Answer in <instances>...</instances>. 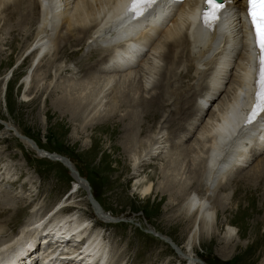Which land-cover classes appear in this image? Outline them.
I'll list each match as a JSON object with an SVG mask.
<instances>
[{
  "label": "bare ground",
  "instance_id": "obj_1",
  "mask_svg": "<svg viewBox=\"0 0 264 264\" xmlns=\"http://www.w3.org/2000/svg\"><path fill=\"white\" fill-rule=\"evenodd\" d=\"M123 1L0 0V27L3 22L5 28H16L13 31L20 33L22 27L25 28L28 25L30 28L32 27L31 35L28 34L25 45L23 44L20 48L22 49L20 54L16 55L18 61L24 57L28 59L30 70L32 67H36V73L32 72V75L29 73L25 77L23 84L26 87L30 83L29 81L32 83L35 80L37 85L34 87L36 88L44 81L45 75H52L54 72L55 77L60 74V77H57L60 80L64 79L61 82L56 81L58 85L56 84L54 87L60 88L66 79L74 77L73 75L76 76L77 73L72 60L67 58L71 49L74 48L72 52L77 50L82 54L92 50V55L97 58V62L82 63L79 73H82V79L95 78L96 105L87 112L88 106L91 105L89 101L91 93L88 94L85 90L88 89L86 86L90 84L87 83L88 80L84 90L81 89L82 86L77 88L75 83L74 85H64L65 87L61 88L62 95L55 99L53 105L57 109L56 111L61 114H65V116H67L66 113L71 114V118L75 119L79 116V119L84 121L87 118L96 119L98 117L100 119V116L107 117L108 115L105 121L102 118L105 125L96 128L109 132L108 134H114L117 137V143L112 149L123 152L134 161L132 174L135 175V182L132 190L139 191L141 195L148 193L151 188V182L147 180V176L141 175V167L146 165L141 163L150 161L149 157L153 161L161 154H165L166 158H171V155H166L170 152L169 149L172 148L173 143L171 144L170 137L166 136L165 138V128L169 127L168 121L172 119V112L176 116L185 114L184 120L188 114L191 115V112L187 111L188 108H191L189 105L192 101L191 97L194 96L195 112H193L191 122H188L190 128L186 134L178 133L180 142L178 141L176 146L180 149L175 147L177 153L179 151L182 153L186 149L182 146L185 138L196 127V123H201L204 120L203 127L195 136L194 143L191 144V151H194L195 154L192 161L198 167L201 181L193 182V185L177 182L179 186L175 188L178 191L176 195H181V197L179 195V199L176 198L179 200L176 204L179 205V209L184 210V216L188 219L186 240L181 247L173 243L171 238H167L155 230L150 229L149 232L155 233L154 235L157 237L162 236L161 239L164 242L174 247L180 255L181 263L179 262V264H197L198 257L194 253V247H196L200 235L214 232L216 212L213 207L215 206L213 199L216 197L217 189L222 184L226 188L232 179V174L241 172L244 167L251 165L254 159L264 154V126L254 124L247 129L240 122L241 111L249 93L248 80L252 67L247 27L243 20L246 0H223L226 3L223 16L226 18L219 28L209 34L195 22L193 11L200 0H184L170 18H165L162 13L149 20L145 17L146 25L139 28L142 30L135 36L130 34L133 32L132 29L121 28L123 19L120 18L119 8ZM61 23L63 25L59 28ZM59 29L62 35L58 40V38L55 39V35ZM64 29L66 30L65 35L63 34ZM26 33L28 32L26 31ZM1 38L0 35V40ZM62 44L65 45L62 47ZM11 49L12 55L17 52L19 45L15 44L11 46ZM64 58H67L68 61H65ZM44 61H48V63L42 65ZM162 61L166 62V65H161ZM54 68H56L55 71ZM9 73L11 72L9 71L2 77L0 82L2 85H5ZM33 75L34 78H32ZM157 75L159 78L156 80ZM181 75H184L182 78L184 81L180 79ZM202 78H204L203 81H201ZM41 87L43 84L39 88L41 89ZM45 88L48 89V87ZM40 89H38L37 95ZM45 91L46 89L43 93ZM33 92L34 90L32 92L30 89L27 90L23 94L24 101L32 100ZM84 93H87V98ZM119 93L123 94V98H118ZM37 95L34 100L38 99ZM113 98L119 99L116 106L115 103L112 106L110 102ZM174 98L175 100H172ZM121 102H124L123 106L118 104ZM139 106L142 107L139 112L146 114L145 119L152 118L153 121L159 118L160 114H163L164 118V112L171 111L170 115L164 119L158 135H153V132L147 131V129L146 135L141 136L139 131L141 120H137L138 116L133 110L134 107L138 108ZM114 109H118V112L116 111L119 118L118 121L116 120L118 125L110 128ZM191 109L193 110V108ZM162 111L164 112L161 113ZM100 121L102 120L100 119ZM173 124L175 128L178 126L181 131L185 129L184 123L173 121ZM6 126L13 130L10 124L7 123ZM18 134L24 135L19 131ZM110 137L112 138L113 135ZM122 138L124 141H121ZM140 138H142V143H145L143 151L146 150L145 148L148 149L146 153L144 152V156L143 153H139L140 149L137 145L140 143ZM31 140L24 139L25 143L24 141L23 143L25 145L27 143L28 147L40 152L39 156L66 165L76 177L77 184L80 183L86 189H93L89 180L78 174L77 167L68 158L50 153ZM119 143L122 144V147L118 145ZM183 148L185 149L183 150ZM51 155L56 156V159L50 157ZM145 157L146 159H144ZM165 159L163 160L165 164L170 162ZM197 160L198 162H196ZM262 161V169L260 166L257 170H252L253 173H247L244 178L242 177L243 185L250 187L254 178L264 181V158ZM126 164L123 169L126 167L130 170V165ZM157 165L161 169L163 164L157 162ZM0 174L3 175L1 171ZM7 175L5 174L8 180L14 178V175L10 178ZM169 181L172 183L173 179H169ZM16 182L14 181V183ZM161 184L162 182H160ZM162 189V191L173 190V187H166V189L163 187ZM78 190L80 191L75 188L69 195ZM249 190H251V199L255 202L258 196L256 195L257 191L254 187ZM33 195H39L37 188ZM0 196L4 198L3 192L0 193ZM74 198L70 196L67 199H58L43 215H38L36 212V206L39 205L37 201L34 205L35 208L33 207L34 211L20 226L21 229L17 233L8 234L5 228H9L19 221L18 217L23 213L25 205L14 203L10 205V201L6 203L7 199L5 198L0 200V217H4L6 214L10 217L8 220L0 219V254H5L2 255L0 264H129L132 256L127 260L129 256L126 249H122V251L121 248L116 249V251H122L120 253L122 255L117 256L113 252L109 237L104 233L103 228L99 229L93 221L89 222L85 216L77 215V212L73 215L67 213L78 204L69 201ZM32 201L34 200L32 199ZM56 209L58 210L56 211ZM253 209L259 214L254 215L255 212H250L249 218L264 220L262 208L253 206ZM95 210L93 208L96 216L103 222H116L117 219H120L119 217L109 218L110 215L103 213L100 206ZM226 229L224 232L226 237L231 238L237 234V230L230 225L226 226ZM35 235L42 237L39 241V244H42L41 249L36 245L38 237ZM134 258L131 259L135 260ZM202 264L208 263L203 262ZM259 264H264V258Z\"/></svg>",
  "mask_w": 264,
  "mask_h": 264
},
{
  "label": "rangeland",
  "instance_id": "obj_2",
  "mask_svg": "<svg viewBox=\"0 0 264 264\" xmlns=\"http://www.w3.org/2000/svg\"><path fill=\"white\" fill-rule=\"evenodd\" d=\"M33 15H35L34 12ZM62 25L61 23L59 28H61ZM25 28L22 27L20 33L13 31L16 30V28H5L3 22L0 27V35L2 36L0 40V82L6 73L9 71L11 72L9 73L10 75L5 85L0 83V119L2 121V123L0 122V171L3 173V175L0 174V193L2 194L3 192V197L7 199L6 203L10 201V205H13L12 203L16 205H25L23 213L18 217L19 221L12 224L9 228H5L7 234L17 233L21 229L20 226L30 217L37 201L39 205L38 207L36 206V212L38 215H43L58 199L62 198L63 200L71 196L75 198L69 201L71 203L74 201L78 204H76L77 206L75 208H71L73 209L72 211L67 213L73 215L77 212V215L81 217L85 216L89 222L93 221L95 226H98L99 229L103 228L104 233L109 237L110 246L117 256H121L122 254L120 253L126 249L125 251L129 256L127 260H129L130 256L133 258L135 257V260L131 259L132 257L130 258L129 264L181 263L180 255L175 251L174 247L164 242L161 239L162 236L157 237L149 232V230H155L159 234L171 238L173 243L178 246L183 247L185 243L188 233V219L184 216V210L179 209V205L176 204L179 201L180 194L176 195L178 191L175 188L179 186L178 183L193 185L201 181V175H199V171L197 170L198 167L194 165L192 161L195 154L194 151H191V144L194 143L196 139L195 136H197V133L203 127L204 120L201 123H196V127L188 134V137L185 138L182 146L186 149L183 148V150H185L182 151V153L181 151L177 153L175 147L180 149L176 146L180 142L179 134H186L187 130L190 128L188 122H191L193 112H195L194 96L191 97L192 101L189 105L193 110L188 108L187 111L191 112V115L188 114V117H186L187 120L185 119L187 122L183 118L185 114L176 116L172 112V119L168 121L169 127L165 128V138L166 136L170 137L169 140L171 144L173 143L171 145L172 148L169 149L170 152L166 155H171V158H166L165 154H161L152 161L151 157L148 156L151 162L143 161L144 163H141L146 164L141 167V175H146L147 180L151 182L150 191L141 195L139 191L132 190L135 182V175L132 174V164L134 161L123 152L114 151L112 149L113 147L115 148L117 143V137L114 136V134H108L109 132H104L96 128L97 126L101 127L105 125L103 123L105 119L108 118V115L107 117L104 115L100 116L102 121H100L98 117H96V119L87 118L86 121H84L83 119L80 120L79 116L75 119L71 118V114L66 113L67 116L61 114L59 111H56L57 109L53 105L55 99L62 95L61 88H63L64 85H74V83L77 85V88H81L82 86V90L85 89V84L90 83L86 86L88 89H85L88 94L91 93L89 97L91 105L88 106L89 110L87 112L96 105L95 78L82 79V73H79L82 63L89 64L97 62V58L92 55V50L85 51L83 55L81 51L76 50L72 52L74 48L71 49L70 55L67 58L72 60L73 67H76L77 73L76 76L73 75L74 77L66 79V83L64 82L60 88L54 86L56 84L58 85V80L61 82V80L64 81V79H59L60 74H57L59 77H55V75H53L54 72L52 75L47 74L44 76L45 79L40 84H43L41 89L39 88L40 85L36 86V88L34 87L37 85L35 80H33L32 83L29 81L31 85L29 83L26 87L25 84H23L25 77L29 73L31 75L32 72L33 74L36 73V67L34 66L30 70V62L27 61L28 59L24 57L18 61L16 57L22 50L20 48L23 44L25 45L28 34L30 36L32 33V27L30 28V25ZM26 31L28 33H26ZM59 31L60 29L58 30L59 34L57 33L55 35V39L58 38V40L62 35ZM63 34H66L65 29L63 30ZM15 44L19 45V49L11 55V46ZM64 45L65 44H62V47ZM67 58H64V60L68 61ZM45 63H48V61H44L42 65H45ZM161 65H166V62L162 61ZM55 70L56 68H54V71ZM183 76L184 75H181L180 78L182 81H184L182 79ZM32 78H34V75ZM157 78H159L158 75L156 76V80ZM78 79L79 81L77 82ZM203 79L204 78H202L201 81H203ZM131 85L134 87L133 84ZM45 87H48V89ZM29 89L31 92L34 90L31 96L32 100L24 101L23 94ZM38 89L40 90L37 95ZM45 89L47 92L45 91L43 93ZM132 92L134 93V90ZM87 93H84L86 98L88 97ZM36 95L38 99L35 98L34 100ZM118 95V98H123L122 93ZM109 97L111 96L109 95ZM172 100H175V98ZM172 100L171 102H173ZM118 101L119 99L113 98L110 102L112 106L114 103L116 106ZM118 104H122L121 106H123L124 102ZM136 109L138 110L137 112ZM141 109L142 107L140 106L138 108H133L136 116H138L137 120H141L139 124L141 136L146 135L147 129V131L151 130L153 135H158L164 119L170 115L171 111L167 113L162 111L161 113L164 112L165 117L163 118V114H160L161 116L155 119L156 121H153L152 118H148L150 120L145 119V112H139ZM116 111L118 112V109H114V117L110 123V128L118 125L116 120L118 121L119 118ZM173 121L176 123H184L185 129L181 131L178 126L175 128ZM3 122L10 124L14 131L8 129ZM18 131L33 139L42 149L50 153L64 156L74 163L78 169V174L89 180L93 188L91 192L95 200L100 204L103 213L109 214L110 216L108 217H111V219L119 217L120 219L123 218V220L119 219V222L110 223L100 220L101 218L96 216L88 200L87 195L89 193L87 192L90 191V189L83 188L80 183L77 184L75 182L76 177L66 165L47 157H41L38 155L40 152L38 153L35 149L28 147L27 143L25 145V141L18 134ZM110 135H113L115 139L113 137L111 138ZM33 140L32 142H34ZM121 141H124L123 138ZM118 145L121 146L122 144L119 143ZM137 145L139 146L138 149H140L139 153H143L144 156L148 149L145 148L146 150L143 151L145 143H142V138H140V143ZM38 146L37 148L39 149ZM263 158L264 154L258 156L252 161L251 165L244 167L241 172L232 174V179L226 188H224L222 184L221 187L217 189L215 193L216 197L213 199V205H215L213 207H215L214 211L216 212L215 226L213 228L214 232L212 234L206 235L203 233L200 235L201 237L196 247H194V253L198 257L197 264H202L203 262L208 264H259L263 260L264 220H252L249 218L250 215L248 216V214L250 212H255L254 215H258L259 213L253 209V206L255 208L257 206L262 208V217H264V181L254 178V182H251L250 187L243 185L241 182L245 174L253 173L260 166V169H262ZM144 159H146V157ZM164 159L165 161L170 160L171 164L170 162L165 164L163 161ZM157 162L163 164V169L162 166L161 169H159ZM196 162H198V160ZM125 163H127L126 165L128 166L130 165V170L126 167V170L123 169ZM252 170L254 171L252 172ZM5 174H8L7 176L9 178L14 175V178L8 180ZM168 178L173 179V182L171 183ZM14 181L17 182L14 183ZM160 182H162L161 185ZM140 186L142 187V185ZM163 187H165V189L166 187H173V190L166 189L167 191H162ZM253 187L255 191H257L256 195H258L255 202L251 199V190H249L253 189ZM36 188L37 191H39L38 196L33 195L36 193ZM75 188L80 189V191L78 190L79 192L76 191L78 193L74 192L69 195ZM4 198L0 196V200ZM32 199L34 201H32ZM57 210L58 209H56V211ZM64 214H66V212H64ZM9 218L8 214L4 217H0L2 220H8ZM228 225L237 230V234L231 236V238L226 237V233H224ZM35 236L33 237L34 239ZM37 237L38 239L36 242L38 244L36 245L41 249L42 244H39V241L42 237ZM118 248L123 250L116 251ZM78 249L80 248L78 247ZM2 255L5 254H0V259H2Z\"/></svg>",
  "mask_w": 264,
  "mask_h": 264
},
{
  "label": "snow or ice",
  "instance_id": "obj_3",
  "mask_svg": "<svg viewBox=\"0 0 264 264\" xmlns=\"http://www.w3.org/2000/svg\"><path fill=\"white\" fill-rule=\"evenodd\" d=\"M157 2L158 0H130L128 11L133 18H139ZM204 5L201 11L203 23L207 27H213L219 21V14L225 6L223 0H204ZM246 15L254 37L253 42L260 51L256 72L255 103L247 121L251 123L258 115L264 113V0H247Z\"/></svg>",
  "mask_w": 264,
  "mask_h": 264
},
{
  "label": "water",
  "instance_id": "obj_4",
  "mask_svg": "<svg viewBox=\"0 0 264 264\" xmlns=\"http://www.w3.org/2000/svg\"><path fill=\"white\" fill-rule=\"evenodd\" d=\"M50 157L56 159V156H54V155H51ZM88 196L90 198V201H91L92 205L95 206V207H97V203L95 202V200H93L92 195L90 194V191H89V195Z\"/></svg>",
  "mask_w": 264,
  "mask_h": 264
}]
</instances>
